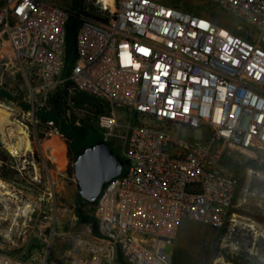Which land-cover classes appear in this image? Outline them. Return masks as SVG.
<instances>
[{
    "label": "built area",
    "instance_id": "2783aa9c",
    "mask_svg": "<svg viewBox=\"0 0 264 264\" xmlns=\"http://www.w3.org/2000/svg\"><path fill=\"white\" fill-rule=\"evenodd\" d=\"M208 1L239 24L159 0H85L81 11L0 0V92L14 66L46 83L60 77L75 20L69 80L105 101L97 128L126 163L93 204L98 235L78 241L87 259L74 264H171L166 248L183 219L224 228L238 218L239 179L213 143L264 157V0ZM201 127L209 139L190 134ZM0 264L48 262L0 250Z\"/></svg>",
    "mask_w": 264,
    "mask_h": 264
},
{
    "label": "rangeland",
    "instance_id": "374dc122",
    "mask_svg": "<svg viewBox=\"0 0 264 264\" xmlns=\"http://www.w3.org/2000/svg\"><path fill=\"white\" fill-rule=\"evenodd\" d=\"M55 1L75 11H81L85 2ZM159 1L211 17L224 28L239 24L208 0ZM69 72L67 65L60 77L46 83L28 70L14 66L5 73L0 92V106L11 108L10 122L22 125L32 146V153L13 150L9 145L20 142L16 127L12 123L1 126L0 181L5 187H0V250L24 259L45 258L48 264H74L73 259H87L77 246L78 241L98 235L94 206L82 200L76 188L69 150L74 155L102 136L96 119L106 103L78 91L69 80ZM55 100L60 111L52 107ZM118 114L124 119L128 111L123 108ZM88 115L89 124L82 123ZM190 134L201 140L211 135L208 127ZM55 143L58 147L64 145L62 164L55 158ZM213 151L221 163L225 161L227 171L242 181L241 205L237 207H254L264 215V157L244 155L220 139L214 141ZM42 154L49 172L41 160ZM166 253L171 264H264V225L240 215L232 227L225 229L183 219L173 247L168 246Z\"/></svg>",
    "mask_w": 264,
    "mask_h": 264
},
{
    "label": "water",
    "instance_id": "95a60500",
    "mask_svg": "<svg viewBox=\"0 0 264 264\" xmlns=\"http://www.w3.org/2000/svg\"><path fill=\"white\" fill-rule=\"evenodd\" d=\"M126 163L104 140L82 148L73 162V176L79 196L94 204L104 185L122 175Z\"/></svg>",
    "mask_w": 264,
    "mask_h": 264
},
{
    "label": "trees",
    "instance_id": "16d2710c",
    "mask_svg": "<svg viewBox=\"0 0 264 264\" xmlns=\"http://www.w3.org/2000/svg\"><path fill=\"white\" fill-rule=\"evenodd\" d=\"M75 29H76V21L75 20H72L69 23V25H68V39H67V45H66V66L69 65V67L72 66V64H73V62L75 60ZM70 42H71V44H70ZM71 84H73V83L71 82ZM57 105H58L57 100H55V102H54V104H53L52 107H53V109L60 111V109H59V107ZM108 110H109V108H108V106L106 104V107L105 108H102V109L100 108V110L98 111L97 114L104 113V112H106ZM89 120H90V116L88 115L86 120L82 119V123L89 124V122H90ZM98 140H102V136L101 135H99V138L96 139L93 143H95ZM90 144H92V143H90ZM109 146L111 147V145H109ZM83 147H85V146H83ZM83 147H81V149H79L76 153H74V155L72 153L70 154V150H69V156L71 157V160L72 161H75L77 155L81 152V150H82ZM70 148L71 147H69V149ZM113 151H114V149H113ZM115 153L119 157H121L120 154H118V152H115ZM1 160H2V162H4L5 161V158H3ZM222 163H223V165H226L225 161H223V160H222ZM239 183H240V190H241L242 181L239 180ZM233 212L237 213L240 216L251 218V219L257 221L258 223L264 225V215H262L261 213H259L258 211H256L254 207H248V206L236 207L233 210ZM225 228L226 227H224V229Z\"/></svg>",
    "mask_w": 264,
    "mask_h": 264
},
{
    "label": "bare ground",
    "instance_id": "6f19581e",
    "mask_svg": "<svg viewBox=\"0 0 264 264\" xmlns=\"http://www.w3.org/2000/svg\"><path fill=\"white\" fill-rule=\"evenodd\" d=\"M3 107H5V108H3ZM10 109L11 108H8V106H6L4 104L0 106V128H1L2 125L6 124V123L14 124L15 127H16V130H17V133H18L17 137H18V140L20 142H18V144L16 143V145H12V146L9 145V146L13 150H23L24 152L31 151L32 150V146H31V143H30V141L28 139V134H27L26 130L22 127V125L18 124L17 122H10V120H9L10 113L8 112V110H10ZM55 146H56L55 151H54V152H56L55 153V158L57 159V161H59V164H62L65 161V158H64V152H65L64 145H61L60 147H58V144L56 145V143H55ZM52 149H54V148H52ZM11 152H14V151H11ZM51 152H53V150ZM0 187H5L4 184L1 181H0ZM28 207H31V206L29 205ZM79 263L80 264H84L83 262H79Z\"/></svg>",
    "mask_w": 264,
    "mask_h": 264
},
{
    "label": "snow or ice",
    "instance_id": "6c2138e0",
    "mask_svg": "<svg viewBox=\"0 0 264 264\" xmlns=\"http://www.w3.org/2000/svg\"><path fill=\"white\" fill-rule=\"evenodd\" d=\"M159 67V66H158ZM157 79H159L158 77H157ZM161 90H163V89H161ZM169 103H171V101H168Z\"/></svg>",
    "mask_w": 264,
    "mask_h": 264
}]
</instances>
